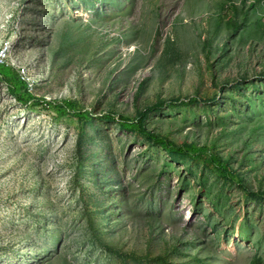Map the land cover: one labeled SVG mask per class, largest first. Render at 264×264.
<instances>
[{
	"label": "rangeland",
	"instance_id": "obj_1",
	"mask_svg": "<svg viewBox=\"0 0 264 264\" xmlns=\"http://www.w3.org/2000/svg\"><path fill=\"white\" fill-rule=\"evenodd\" d=\"M4 42L92 114L0 79V264H264V0H0ZM153 105L244 184L108 117Z\"/></svg>",
	"mask_w": 264,
	"mask_h": 264
},
{
	"label": "trees",
	"instance_id": "obj_2",
	"mask_svg": "<svg viewBox=\"0 0 264 264\" xmlns=\"http://www.w3.org/2000/svg\"><path fill=\"white\" fill-rule=\"evenodd\" d=\"M0 79L7 85L9 94L14 96L22 104L31 103L46 105L51 108L57 117L72 114L78 118L88 119L92 114L89 110H85L81 106V102L74 98L54 99L34 95L33 92L28 90L25 80L20 77L17 70L4 62H0ZM196 98L197 97L193 99L197 100ZM155 106L157 105L147 106L145 110L139 112L135 118L123 114H118L117 116L114 114H108V117H116L121 127L128 130H139L170 151L189 153L192 157L200 160V162L202 161L209 168L221 172L226 178H229L240 185L244 184L242 177L230 168L228 161L225 160L219 152L209 148L208 145H201L188 141L177 143L169 138L168 133L157 134L147 128L144 124V118L149 108ZM249 190L252 193L264 196V191L261 189L252 188Z\"/></svg>",
	"mask_w": 264,
	"mask_h": 264
},
{
	"label": "built area",
	"instance_id": "obj_3",
	"mask_svg": "<svg viewBox=\"0 0 264 264\" xmlns=\"http://www.w3.org/2000/svg\"><path fill=\"white\" fill-rule=\"evenodd\" d=\"M8 46H9L8 42H4V44L0 45V62H4L8 65H11L13 68H15L18 74L20 75V77L23 80H25L28 90L32 92L33 79L29 77V73L32 70V68L27 65L28 63L26 64V66L18 65L19 63L14 62V59H9L8 54H7Z\"/></svg>",
	"mask_w": 264,
	"mask_h": 264
}]
</instances>
